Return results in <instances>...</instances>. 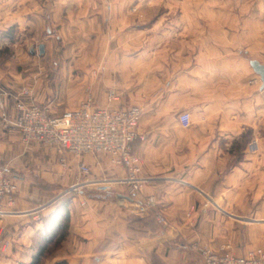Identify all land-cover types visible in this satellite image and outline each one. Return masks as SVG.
Returning <instances> with one entry per match:
<instances>
[{"label":"crops","instance_id":"1","mask_svg":"<svg viewBox=\"0 0 264 264\" xmlns=\"http://www.w3.org/2000/svg\"><path fill=\"white\" fill-rule=\"evenodd\" d=\"M140 3L132 0H0L1 45L13 49L11 58L0 68V88L1 85L8 87L0 89V111L15 115V95L23 88L31 90V95L22 97L25 103L47 104L54 115L66 110L64 104L88 97L97 106L130 104L132 99H127L130 94L125 89L130 82L129 66L139 61L147 72L152 62L161 64L162 54L168 50L164 43L166 35L161 30L156 33L153 27L142 28L143 48L139 50L95 48L94 62L80 61L76 75L70 60H63L55 73L52 69L46 75L40 59L48 54L47 42L53 39L64 42L67 36L84 32L111 41L120 37L133 41L134 33L129 31L133 20L128 18V12L130 6L137 8ZM248 3L243 0L238 11L233 13L230 4L227 7L224 3L222 18H214L211 13L202 17L192 14L187 30L189 37H180L182 43L171 50V56L180 60H171L175 68L169 66L175 71L174 83L170 79H165L163 84L160 82L159 88L166 92L159 104L168 103L174 86L182 99L185 96L179 105L189 109L197 122L198 132H192L193 139L186 142L180 140L175 129L173 133L167 129H147L145 122L151 116L168 121L165 125L168 127L174 126L173 116L164 112L144 113L139 125L147 129L146 140L134 143L133 151L140 157L141 174L148 180L134 193H129L128 184L120 182H112L106 190L88 186L74 192L68 203L67 235L50 256L52 264L58 261L67 264H176L174 258L165 256L167 241L174 237L191 241L196 247L218 252L230 250L239 255L252 248L247 246L246 236H242L246 229L261 230L264 223L256 222L248 228L238 221L264 215V209L246 207L248 201H263V192L250 191L246 187V170L252 164L246 160V149L240 150L241 159L231 162L226 154H233L235 150L216 143L221 136L234 139L248 127L264 128V89L260 88L261 82L249 60L242 56L244 50L252 59L264 64V0ZM213 4L206 3V7H213ZM196 5L190 3L191 8L197 9ZM182 22L181 18V25ZM120 25L124 26L121 33ZM188 40L189 50L183 43ZM33 41L37 45L32 46ZM154 41L161 43L155 46ZM231 41L238 44L232 46ZM25 43L28 47L31 45L27 49L29 56H25L22 47ZM40 43L44 44L43 54H38ZM69 52L64 50L63 56L67 58ZM15 63H20L21 68L15 69ZM88 63L94 64L93 70ZM159 67L161 76L164 70L162 65ZM85 88L90 92L86 93ZM109 92L117 94L118 99L108 101ZM146 116L149 117L146 119ZM214 129L217 136L208 133ZM263 148L261 145L260 149ZM183 149L188 150L184 156ZM220 153L222 157L217 155ZM60 156L55 148L38 142H21L14 131L0 121V168H4L17 184L12 207L15 213L0 220V225L11 232L15 253L13 258L8 254L0 259V264H14L22 254L23 258L18 261L28 263L33 253L34 236L44 227V218L29 211L44 203L55 186H69L82 179L125 176V171L114 167L104 155L81 157L90 168L87 176L77 173V160L72 159L68 166H62ZM220 169L226 170L221 176L222 187L212 196L215 203H222L213 208L199 191L204 192L206 186L217 184ZM176 174L183 177L174 176ZM147 199L151 204L144 208L143 201ZM155 214L163 216L165 223L157 222ZM53 215L49 218L51 225ZM181 264L195 262L184 259Z\"/></svg>","mask_w":264,"mask_h":264},{"label":"rangeland","instance_id":"2","mask_svg":"<svg viewBox=\"0 0 264 264\" xmlns=\"http://www.w3.org/2000/svg\"><path fill=\"white\" fill-rule=\"evenodd\" d=\"M41 2H44L45 0H39ZM128 1L129 0H124ZM135 2L141 1L139 7L135 8V5L129 7V12H128V18H131L132 21V26L130 27L129 31L134 33L133 41H131L130 38L124 39V37H120V39L117 40H109L107 37L95 35L93 33H88L84 32L81 34H76V35H69L67 36L66 41L62 40H56L53 39L48 43V54L46 57H42L40 59L41 63L45 66L46 69V75L50 74V72L53 69V73H55L61 62L63 60L66 61H71L72 68L73 69V74H78V64L80 61H83L87 59V62H91L95 59V54H94V49L98 48L99 50L105 49V48H122V49H129V50H139L142 49V42L143 37H142V28L146 27H153L154 32L158 33L159 30L161 32H164L166 35V41L164 43L166 44V48L168 50L164 51V54H162L164 60L161 59V64L159 62H152L150 66V70L147 72H144L143 69V64L142 62H133V65L129 66V75H127L130 78V82L127 85L128 87L125 88L130 96L127 97V99L131 98L132 101H130V104L128 105H137L141 109V117L143 116L144 113L151 112V113H157V112H164L172 115V123L174 126L168 127L165 126L166 124H169L168 121L164 120H156V119H147L149 116H146L147 121L145 122L146 128H158L159 130H165L167 129L170 133H173L174 129L176 131V135L179 134V138L182 141L190 142V140L193 139V136H191L192 132H195L197 127V122H195L192 118L191 112L186 109H183L181 105H179L180 100H185V96H183V99L180 96V93L176 91V89L173 86V90L169 93V97L167 99L168 103L166 102L165 104H159L160 98H162L165 95V91H162L161 88H159L160 82L163 84V81L165 79H170L172 83H174L175 79V71L173 69L175 60L179 61L180 58H175L174 56H171L173 51V48L177 44H181L182 42L179 40L180 37L185 38L186 35L189 37L190 33V18H192V14H198L199 17L206 16L207 13H211L214 18H222L223 16V6L224 3L227 4V7H231V12L233 13L234 11H238L239 4H242L243 0H132ZM250 4L252 0H246ZM210 2H213V7L207 8L206 3L210 4ZM190 3H196L198 8L196 9L194 6L191 8ZM150 4V5H149ZM149 6V7H148ZM263 16H264V10H263ZM181 18H182V25H181ZM149 22L153 23V25L150 26L148 24ZM148 24V25H147ZM111 25H110V30H111ZM119 28V33L124 29V26H118ZM186 29L182 30L181 29ZM12 30V32L14 33ZM124 31V30H123ZM184 33V35L182 33ZM14 41H16V38L14 36ZM128 40V42L126 41ZM1 33H0V68H4V63L6 59L11 58V54L13 53V49L11 46L7 45H1ZM30 43V42H29ZM154 45H158L160 42L154 41ZM185 44L184 47L187 48L190 44L189 40L188 41H183ZM232 46H236L235 44H238L237 42L233 43L231 41ZM32 46L37 45L36 41H33ZM29 45V47H31ZM23 50L25 52V56H29V53L27 52L28 44L25 43L23 44ZM238 48V46H237ZM189 50V48H187ZM67 50L70 51L67 58L63 56V51ZM141 51V50H140ZM139 51V52H140ZM242 56L248 60L249 58H253L249 53L245 52L244 50ZM86 56V57H85ZM121 59L119 56L118 59ZM137 59V58H136ZM142 58H139V60H142ZM157 59V58H156ZM155 59V60H156ZM185 59V58H184ZM171 60L173 62H171ZM159 61V60H158ZM76 64V65H74ZM160 65L163 66V74H161L162 78H160ZM173 66L172 68H169V66ZM20 63H15L13 67L16 69L21 68ZM94 64L88 63V67L93 70ZM167 66V69L165 67ZM52 67V68H51ZM154 67V69H152ZM175 68V67H174ZM153 70H156L153 72ZM150 71V72H149ZM159 78V80H157ZM259 80V77H258ZM254 81V80H252ZM8 87L6 85H1L0 89H7ZM85 92L89 93L90 89L85 88ZM110 93V92H109ZM177 93L179 95H176ZM109 95V94H108ZM117 95V94H116ZM182 95V94H181ZM117 97H119L117 95ZM186 100L189 101V98H186ZM81 100H76V101H71L68 104H64L63 106L66 109L73 108L77 106L80 103ZM162 101V100H161ZM132 102V103H131ZM127 105V106H128ZM62 106V105H61ZM182 111H189L191 114V123L187 128H183L180 123H179V114ZM60 112V111H59ZM1 113V111H0ZM140 117V118H141ZM1 121V119H0ZM2 123V121H1ZM3 126H5L2 123ZM147 129H145L144 126L139 125V130L147 136ZM171 129V130H169ZM12 130V129H11ZM14 131V133L19 137V134L17 131ZM216 129L208 132L210 135H213L214 133L217 136ZM163 132V131H162ZM198 132V130L195 132V134ZM207 131L204 133L206 135ZM163 136L165 133H161ZM161 139H163L161 137ZM206 138H204L205 141ZM20 140V137H19ZM146 140V138H145ZM181 141V142H182ZM204 143H207L204 142ZM216 143L218 145H224V146H230L232 147L235 152L233 154H226L230 156L231 162L238 161L239 159L242 158V153H240V150L242 148L246 149V160L248 162H251L252 164L250 167L247 168V182H246V187L248 186V190H254L258 192H263L262 194V199H264V148L260 149V146L262 145L264 147V128L263 129H258L254 130L250 127L245 128L244 130L241 131V133L234 139H229L227 137H222L219 138ZM188 144V143H187ZM188 146V145H185ZM186 149H183L182 152L184 155L187 154ZM220 155L221 157L223 154H217ZM229 159V160H230ZM258 162H263L262 164ZM226 170L220 169V171L217 172L216 178L218 180L216 181L215 186H206L204 189V192L199 191L201 197H206L207 203L209 204L210 207H217L218 205H221V201H215L213 200V193L215 195V192H217L219 189H221V176L223 172ZM170 176H173L170 174ZM174 176H181V174H176ZM183 177V176H181ZM185 177V176H184ZM186 177H189L187 175ZM15 181V179H14ZM261 185V188L259 189V186ZM68 188V186H55L54 187V192H49V198L45 200L44 203L48 202L49 204L41 211L38 212L40 216L44 218V227L40 230V233L42 231L48 230L51 226L50 223V216L54 214L56 210L61 209V203L67 202L71 203V198L74 194L73 192H70L66 195H62L63 191ZM198 190V189H197ZM249 191V192H250ZM208 193V194H207ZM43 204V203H42ZM246 207L248 209H264V200L263 201H248L246 204ZM72 208V206H71ZM13 209V208H12ZM3 218H0V220ZM257 221H256V220ZM240 224H243L244 226H253L252 224H256V222H263L264 223V215L263 216H258V217H248L246 218L245 221L244 219L240 218L239 219ZM2 225V224H1ZM0 225V259H4L6 255L9 254L11 258H13L12 255H14V244H13V239L11 236V232L9 231L8 227H2ZM7 228V231L5 229ZM249 228V227H248ZM255 228V227H254ZM36 233L34 236V239L36 238L39 240L41 234ZM246 236L247 240L246 243L248 247H252L251 249L254 248H262L264 249V225L261 230L259 229H246L245 234H243L242 238ZM57 244H55L53 241L48 245L47 251L45 255L42 257L40 264H52L50 261V256L53 254V252L57 248ZM202 247H196L194 244L191 243V241H186V240H180L174 237L171 241H167L166 244V249H165V256L167 258H174L178 263L176 264H181V262L186 259L191 263L195 264H204L200 250ZM250 250V249H248ZM247 250V251H248ZM23 251H21L22 253ZM25 255L28 254L26 251L24 252ZM236 254V253H234ZM239 255V254H236ZM23 258L22 256L19 255V257L15 260L14 264H22V261H18ZM152 258L154 256L152 255ZM7 262V261H6ZM29 262V261H27ZM9 264V263H8ZM64 264V263H63Z\"/></svg>","mask_w":264,"mask_h":264},{"label":"built area","instance_id":"3","mask_svg":"<svg viewBox=\"0 0 264 264\" xmlns=\"http://www.w3.org/2000/svg\"><path fill=\"white\" fill-rule=\"evenodd\" d=\"M31 95L29 88H23L15 95L13 115L5 110L0 113L2 123L18 132L21 142H38L48 148H55L60 153V163L68 166L72 159L77 160V173L87 176L89 165L81 160L83 155H104L114 167L125 171L122 178H93L77 180L66 188L62 195L77 192L88 186H97L106 190L112 182L128 184L129 193H134L146 183L148 177L141 174V159L133 151L136 142H142L146 136L139 130L141 109L137 105L124 107L97 106L88 97L61 114L51 113L49 105L25 103L23 96ZM117 95L110 92L108 101H116ZM179 123L187 128L191 123L190 113L182 111ZM17 184L4 168H0V218L14 214V196ZM143 201V207L151 203ZM49 203L33 208L29 213H38ZM193 208V207H192ZM159 223H165L160 214H155ZM229 249V248H228ZM227 250V249H226ZM204 264H264V249L254 248L236 255L230 250L218 252L208 247L200 250Z\"/></svg>","mask_w":264,"mask_h":264},{"label":"trees","instance_id":"4","mask_svg":"<svg viewBox=\"0 0 264 264\" xmlns=\"http://www.w3.org/2000/svg\"><path fill=\"white\" fill-rule=\"evenodd\" d=\"M61 209L56 210L53 215V222L50 229L42 231L39 240L34 239L33 253L27 264H40L42 257L47 251L48 245L53 241L59 244L67 235L69 225L68 203L62 202ZM67 264L65 261H58L55 264Z\"/></svg>","mask_w":264,"mask_h":264},{"label":"water","instance_id":"5","mask_svg":"<svg viewBox=\"0 0 264 264\" xmlns=\"http://www.w3.org/2000/svg\"><path fill=\"white\" fill-rule=\"evenodd\" d=\"M38 49V54H43L44 53V44L40 43L37 47ZM32 53H34V50H32ZM249 64L252 67L253 71L258 75L259 80L261 82L260 88L264 89V64L260 63L256 59H248Z\"/></svg>","mask_w":264,"mask_h":264}]
</instances>
